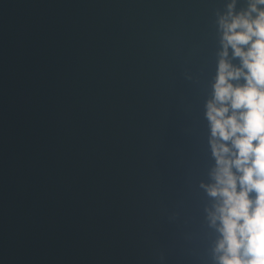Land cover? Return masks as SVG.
I'll list each match as a JSON object with an SVG mask.
<instances>
[{
	"label": "water",
	"instance_id": "water-1",
	"mask_svg": "<svg viewBox=\"0 0 264 264\" xmlns=\"http://www.w3.org/2000/svg\"><path fill=\"white\" fill-rule=\"evenodd\" d=\"M225 2L0 0V264H213Z\"/></svg>",
	"mask_w": 264,
	"mask_h": 264
},
{
	"label": "clouds",
	"instance_id": "clouds-1",
	"mask_svg": "<svg viewBox=\"0 0 264 264\" xmlns=\"http://www.w3.org/2000/svg\"><path fill=\"white\" fill-rule=\"evenodd\" d=\"M216 71L204 102L213 264H264V0L216 12ZM191 79V77H187Z\"/></svg>",
	"mask_w": 264,
	"mask_h": 264
}]
</instances>
